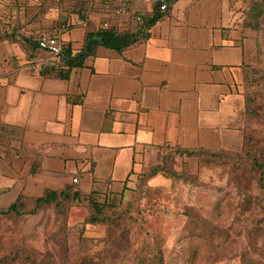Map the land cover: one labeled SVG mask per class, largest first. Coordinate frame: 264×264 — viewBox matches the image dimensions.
<instances>
[{"label": "crops", "instance_id": "crops-1", "mask_svg": "<svg viewBox=\"0 0 264 264\" xmlns=\"http://www.w3.org/2000/svg\"><path fill=\"white\" fill-rule=\"evenodd\" d=\"M123 1L128 10L114 15L104 0H79L61 34L73 52L103 21L137 33V17L160 18L122 51L99 46L67 78L32 71L39 58L19 44H0V127L20 129L17 143L30 157L22 172L29 163L36 168L24 175L3 163L9 175L0 183L1 205L20 193L62 189L73 178L83 195L121 199L166 148L232 151L243 144L242 82L252 57L243 28L258 0Z\"/></svg>", "mask_w": 264, "mask_h": 264}, {"label": "rangeland", "instance_id": "rangeland-1", "mask_svg": "<svg viewBox=\"0 0 264 264\" xmlns=\"http://www.w3.org/2000/svg\"><path fill=\"white\" fill-rule=\"evenodd\" d=\"M78 7L79 0H0V44L58 30L65 37V17ZM247 38L252 57L242 82L240 149L199 162L162 158L179 174L151 176L159 157L131 192L112 200L108 224L87 222L86 201L0 214V264H264L263 168L254 163L264 160V21ZM15 132L0 128V183L9 175L3 163L25 174Z\"/></svg>", "mask_w": 264, "mask_h": 264}, {"label": "trees", "instance_id": "trees-1", "mask_svg": "<svg viewBox=\"0 0 264 264\" xmlns=\"http://www.w3.org/2000/svg\"><path fill=\"white\" fill-rule=\"evenodd\" d=\"M161 4L158 5L159 10ZM168 6V5H167ZM264 15V0L261 2H254L252 6L247 10V17L244 21L243 31L246 32H258L261 29V18ZM160 18V14L156 13L148 19H143V29L140 32L133 33L129 31H120L112 19L109 21V27L103 28L101 22L99 28L89 31L85 35V42L82 49L78 52H73L70 44L64 40L61 36V31L58 30L55 33L43 32L38 35L22 36V43L18 42L28 53L36 58L43 59L50 56V52L42 48L39 44V37L42 34H50L58 37L66 47L63 49V55L61 60L53 68L46 69L42 73H52L61 78H67L71 69L75 67H83L85 65V60L92 55L96 54V50L99 46H104L107 48H112L118 51H122L130 45H133L143 36V31L153 25ZM15 35V33H12ZM3 38V35H0V39ZM257 43V40H255ZM47 56V57H46ZM249 68V63L246 64L244 70V78L246 77L247 70ZM12 128L15 129V139L20 140L21 131L17 127H10L8 125H2L0 128ZM244 142V135H243ZM22 148V157L25 159V162L30 159L27 154V148L23 145H20ZM231 155V151L219 150V151H210L204 148H182V147H169L160 153V161L151 168L150 175L155 176L157 174H163L164 176H173L178 175L179 172L169 169V167L161 162L162 158L174 156L187 157L190 160H196L199 162L206 159H216L224 158ZM255 166L262 167L263 170L258 179L259 186L264 189V160L260 161L258 157L254 158ZM169 169V170H168ZM36 168L33 167L31 163L27 166L25 174L35 172ZM72 184L66 185L64 188L59 190L54 189H45L44 193L41 196H28L23 193L18 194V196L10 202L8 205H2L0 208V214H36L41 209L48 205H54L58 207L59 205L64 204H78L82 201H86L89 207V215L87 216V222L96 224V223H109V209L113 208L112 200L114 198L109 195H100L99 193L92 191L88 195H83L78 187L74 184V178Z\"/></svg>", "mask_w": 264, "mask_h": 264}, {"label": "built area", "instance_id": "built-area-1", "mask_svg": "<svg viewBox=\"0 0 264 264\" xmlns=\"http://www.w3.org/2000/svg\"><path fill=\"white\" fill-rule=\"evenodd\" d=\"M90 5H93L97 2V0H86ZM111 7V13L114 15H118L124 13L128 10L129 4L127 1L123 0H104ZM167 3L161 4V10H165L167 8ZM140 22H143L141 16L137 17ZM103 28L109 27V20H106L102 24ZM39 44L42 48L48 50L50 52V56L47 58H41L31 63V70L42 73L46 69L53 68L57 65V63L61 60L63 55V49L66 45L56 36L50 34H42L39 37ZM74 182H78V178H74Z\"/></svg>", "mask_w": 264, "mask_h": 264}]
</instances>
